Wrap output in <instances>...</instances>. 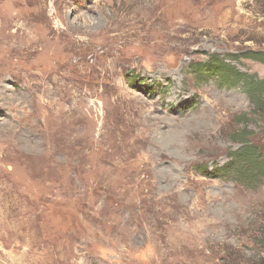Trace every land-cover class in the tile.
Wrapping results in <instances>:
<instances>
[{"label":"rangeland","instance_id":"1","mask_svg":"<svg viewBox=\"0 0 264 264\" xmlns=\"http://www.w3.org/2000/svg\"><path fill=\"white\" fill-rule=\"evenodd\" d=\"M249 80L264 0H0V264H264Z\"/></svg>","mask_w":264,"mask_h":264},{"label":"trees","instance_id":"2","mask_svg":"<svg viewBox=\"0 0 264 264\" xmlns=\"http://www.w3.org/2000/svg\"><path fill=\"white\" fill-rule=\"evenodd\" d=\"M255 55H259V54L255 53ZM215 64L217 65L216 66L217 72H221V71L226 69L225 66H219V61H218V63H214V64L212 63V65H215ZM248 82L251 85L252 91H253L251 97H252L254 103L256 104V106L258 107V110L262 111V113L264 115V101H263L264 100V81L253 82V81L249 80ZM257 152L258 151L256 149L254 150L252 147H249L247 145H245V147H243V151L237 152V154L240 155L239 158H237L238 162L240 163L238 170H244L245 172H252L253 171L252 169L247 170V167L245 166L246 164H249V162L252 161L253 164L255 163V167H253V168H256L260 172L264 173V165H262L261 163L258 164L259 160L257 158H259V157H258Z\"/></svg>","mask_w":264,"mask_h":264}]
</instances>
